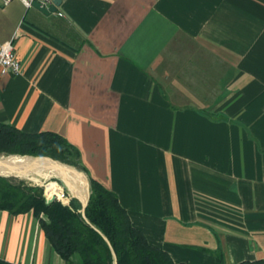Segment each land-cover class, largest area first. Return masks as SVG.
<instances>
[{"label": "crops", "instance_id": "obj_1", "mask_svg": "<svg viewBox=\"0 0 264 264\" xmlns=\"http://www.w3.org/2000/svg\"><path fill=\"white\" fill-rule=\"evenodd\" d=\"M13 36L0 122L77 147L174 262L264 259V0H61L47 15L12 0L0 45ZM0 258L74 264L31 211L0 209Z\"/></svg>", "mask_w": 264, "mask_h": 264}, {"label": "trees", "instance_id": "obj_2", "mask_svg": "<svg viewBox=\"0 0 264 264\" xmlns=\"http://www.w3.org/2000/svg\"><path fill=\"white\" fill-rule=\"evenodd\" d=\"M0 155L49 156L85 173L89 198L83 217L80 202H46L43 188L22 179L0 175V209L12 215L31 211L51 244L67 263L74 264H186L176 263L162 248L150 244L130 222L116 194L91 178L80 152L57 132H26L0 122ZM106 237L107 241L104 239ZM113 252V253H112ZM217 264H224L220 251ZM0 264H15L0 258ZM236 264H264V259Z\"/></svg>", "mask_w": 264, "mask_h": 264}, {"label": "water", "instance_id": "obj_3", "mask_svg": "<svg viewBox=\"0 0 264 264\" xmlns=\"http://www.w3.org/2000/svg\"><path fill=\"white\" fill-rule=\"evenodd\" d=\"M60 1L61 0H53V3L51 5H49L48 7L40 6V4L38 2H34L33 6L35 8H37L38 10H40L42 13L47 15V14L56 12L57 7L60 4ZM20 157H29V158H33V159H39V160L37 163L32 164V165H27V166L3 162V164H1V166L4 169H3V171L0 172V175L1 176H18L21 174L36 173V172H40L42 170H48L50 165H63L59 161H57L51 157H44V156L34 157V156H30V155L29 156L23 155ZM71 168L74 171H77V172L79 171V169H77L75 167L71 166ZM82 180H83V182L80 184L74 182L75 190H73V191L70 189L69 186H67L66 184L65 185L70 190V192L72 194V198H76L80 202V205H81L80 212H81V215L83 217H85L84 209L87 205L90 191H89L88 178H87V180L86 179H82ZM55 199H56L55 196L47 197L46 202H51ZM103 237L107 241L106 237L105 236H103ZM107 243H108V241H107Z\"/></svg>", "mask_w": 264, "mask_h": 264}, {"label": "rangeland", "instance_id": "obj_4", "mask_svg": "<svg viewBox=\"0 0 264 264\" xmlns=\"http://www.w3.org/2000/svg\"><path fill=\"white\" fill-rule=\"evenodd\" d=\"M7 156H9V155H0V158L7 157ZM10 156H23V155H10ZM26 156H29V155H26ZM43 156L49 157V156H45V155H43ZM34 157H39V156H34ZM40 157H42V156H40ZM61 164H63V163H61ZM63 165H66V164H63ZM66 166H68V165H66ZM3 169H4L3 167H0V172L3 171ZM60 170H62V169L60 168ZM74 172H76V171H74ZM78 173L80 174V177H82V179L87 180V177L83 172H81L79 170ZM12 177H16L17 179H22L25 182L30 183L32 185H38V186L42 187L43 188V196L45 197V199L47 197H49V195H50L48 189H49V187H51V182H54L56 184L55 186L58 188V193L55 194L58 197L54 195L56 198L55 200H57L63 204H68L70 199L72 198V194H71L70 190L66 187L64 181L58 175L50 172L49 170H42L38 174H34L32 176L27 175V174H21V175L12 176Z\"/></svg>", "mask_w": 264, "mask_h": 264}, {"label": "bare ground", "instance_id": "obj_5", "mask_svg": "<svg viewBox=\"0 0 264 264\" xmlns=\"http://www.w3.org/2000/svg\"><path fill=\"white\" fill-rule=\"evenodd\" d=\"M38 160L39 159H33V158H29V157L10 156L9 155L7 157L0 158V167H2L1 164H3V162L27 166V165H32V164L37 163ZM60 168L62 170H60ZM48 170L50 172L58 175L64 181V183L70 187V189L72 191L75 190L74 182H76L78 184L83 182L82 177H80V174L77 171L74 172L71 167H68L66 165H50ZM38 173L39 172L28 173L27 175L32 176V175L38 174ZM55 185L56 184L54 182H51V187H49V189H48V191L50 193L49 197L54 196L55 194L58 193V188ZM55 196H57V195H55Z\"/></svg>", "mask_w": 264, "mask_h": 264}, {"label": "built area", "instance_id": "obj_6", "mask_svg": "<svg viewBox=\"0 0 264 264\" xmlns=\"http://www.w3.org/2000/svg\"><path fill=\"white\" fill-rule=\"evenodd\" d=\"M12 0H0V5H6ZM20 1L26 8H30L33 6L34 2H38L40 6L48 7L53 3V0H18ZM58 15H61L58 12ZM14 36L3 42L0 45V76L5 75H16L21 71V65L18 61L14 46L12 43Z\"/></svg>", "mask_w": 264, "mask_h": 264}]
</instances>
